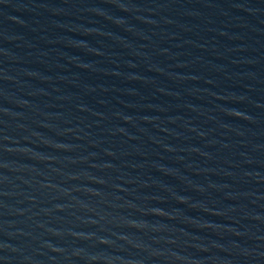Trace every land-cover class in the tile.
<instances>
[{
	"label": "water",
	"instance_id": "water-1",
	"mask_svg": "<svg viewBox=\"0 0 264 264\" xmlns=\"http://www.w3.org/2000/svg\"><path fill=\"white\" fill-rule=\"evenodd\" d=\"M0 264H264V0H0Z\"/></svg>",
	"mask_w": 264,
	"mask_h": 264
}]
</instances>
